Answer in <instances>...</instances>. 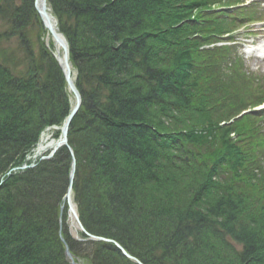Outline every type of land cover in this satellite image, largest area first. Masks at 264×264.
<instances>
[{"label": "trees", "instance_id": "obj_1", "mask_svg": "<svg viewBox=\"0 0 264 264\" xmlns=\"http://www.w3.org/2000/svg\"><path fill=\"white\" fill-rule=\"evenodd\" d=\"M214 2L47 0L81 95L67 134L78 217L143 264H264L261 115L228 123L264 87L207 47L226 30ZM33 23L46 33L33 0H0V264H70L60 234L81 263L137 264L71 232L66 146L7 174L72 105L51 51L33 49Z\"/></svg>", "mask_w": 264, "mask_h": 264}, {"label": "rangeland", "instance_id": "obj_2", "mask_svg": "<svg viewBox=\"0 0 264 264\" xmlns=\"http://www.w3.org/2000/svg\"><path fill=\"white\" fill-rule=\"evenodd\" d=\"M17 3H20L21 0H15ZM238 2V5L229 8L230 14H234V21L232 23L230 20L226 21L227 25H230V29H234L236 27H240L237 30H235L233 37L237 39V42L235 46H230L228 49L230 51V62L238 63L240 62L241 69H245L252 77L254 78V85L258 83V86L260 88L264 87V60L260 61L254 57L248 58L244 52L243 47L245 43H250L251 40H255L257 45L259 46L261 42L263 41V37L260 34V29H264L263 25H254L253 29H247V26L254 20H261L264 21V0H218L213 4L214 7L216 6H224L225 4H235ZM247 3V4H246ZM246 4V5H244ZM238 7H241L242 10L238 11L235 10ZM242 12V13H240ZM251 19L252 21H249ZM249 21V22H248ZM27 33L28 36L31 39L33 49L35 51H38L39 49V43L42 42L47 48H54L53 41L51 37L46 34H41L40 31L37 28L36 23L28 24L27 25ZM257 30V34L250 35L249 31ZM6 46H13V40H11L8 43H5ZM231 45V44H230ZM48 48V49H49ZM237 57V58H236ZM257 77V78H256ZM261 84V85H259ZM250 85L251 82H250ZM264 123V118L262 120ZM45 134L50 136V138H53V129L52 128H46ZM56 138V137H55ZM66 222L71 230V232L78 236V227L77 224L73 218V216L67 212L66 216Z\"/></svg>", "mask_w": 264, "mask_h": 264}, {"label": "water", "instance_id": "obj_3", "mask_svg": "<svg viewBox=\"0 0 264 264\" xmlns=\"http://www.w3.org/2000/svg\"><path fill=\"white\" fill-rule=\"evenodd\" d=\"M33 6H34V9L36 10V12H37L42 24H43V26L47 29V31L51 35L52 39L54 40V42L55 43H59L61 45V47L63 48V53H64L63 58H61V57H59L57 55H54V56L57 59L60 67L62 68V70L64 72V75H65V80H66V82H67V84H68L69 88L71 89V91L73 93V96H74V105H73L69 115L66 117V119H65V121H64V123H63V125L61 127V134H60V139H59L60 142H58L54 146V148L52 149L50 154L53 155L56 152V150L61 145H66L68 147V149L70 150L71 154L73 155V152H72L70 146L67 143V130H68V126H69V123H70L71 119L73 118V116L75 115V113L77 112V110H78V108L80 106L81 98H80V94H79L78 90L75 88V85L73 83V79L71 77V70H70V66H69V63H68L67 43H66L65 40L63 41V39H62L63 37L61 38L59 36L61 34L59 32H57V30L55 29L53 24L50 23V18L49 17H50L51 14L48 13L49 9L47 7L46 0H41V5L37 4V0H33ZM74 170H75V159L73 158L72 168H71V175H70V184H69L68 192L66 194V198L68 200L69 209H70L71 213L75 216L78 225L81 226L80 228L82 230H84V228L82 227V224L80 223V221L78 219V216H77V213H76L74 207L70 203V192H71V185H72V179H73ZM116 246L122 251L123 254H125L128 257H131L118 244H116ZM65 254L72 261L71 263L75 264L74 261L72 260V255L70 254V252L68 251L67 248L65 249ZM137 262L140 264L139 261H137Z\"/></svg>", "mask_w": 264, "mask_h": 264}, {"label": "bare ground", "instance_id": "obj_4", "mask_svg": "<svg viewBox=\"0 0 264 264\" xmlns=\"http://www.w3.org/2000/svg\"><path fill=\"white\" fill-rule=\"evenodd\" d=\"M37 4L38 5H41V0H37ZM48 12V11H47ZM49 13V12H48ZM50 15V14H49ZM50 23L51 24H53V26L55 25V23H54V18L50 15ZM55 27V26H54ZM61 38L63 37L62 35H59ZM63 39V38H62ZM62 41V40H61ZM63 41H64V39H63ZM62 41V42H63ZM54 51H55V54L56 55H58V56H60L61 58L64 56V53H63V48L61 47V45L59 44V43H55L54 44V49H53ZM264 57V56H263ZM261 60H264V58H261ZM73 83H74V85H75V81L73 80ZM75 88H76V85H75ZM67 89H68V92L69 93H71L72 91H71V89L69 88V86H68V84H67ZM81 98V97H80ZM71 101H74V97H73V95H71ZM79 109V108H78ZM69 111H71V107H70V109H69ZM59 129V131L61 132V130H60V128H58ZM45 131H46V129L45 130H43V131H41V133H40V135H39V139H38V141H37V144H36V146L34 147V149L32 150V153H31V155L30 156H28L30 159H36L37 157H39L41 160H44V159H49V158H51L53 155H51L50 154V152L52 151V149L54 148V146L58 143V142H60L59 141V139L60 138H58L59 136H60V134H59V136L57 137V138H55V137H53V138H50V136H48L47 134H45ZM67 143H68V138H67ZM69 144V143H68ZM23 166H21V169L22 170H25V169H27V168H30V167H33V166H31V165H29V164H27L26 162L25 163H23L22 164ZM68 189H69V185H68V187H67V191H66V193L68 192ZM70 196L72 197V185H71V192H70ZM70 197V198H71ZM72 206H74L75 207V204H74V202H73V204H72ZM72 216H73V218L76 220V218H75V216L73 215V214H71ZM78 219H79V217H78ZM79 221H80V219H79ZM81 222V221H80ZM82 224V223H81ZM81 227V226H80ZM82 227H83V225H82ZM86 233H88L87 231H85ZM100 237V236H99ZM98 237V238H99ZM121 248H123L122 246H121ZM124 249V248H123ZM125 250V249H124ZM72 255V254H71ZM66 259L69 261V263L70 264H72L71 262V260L69 259V257H66ZM72 260L74 261V263H79V262H81V259H79V258H74L73 257V255H72Z\"/></svg>", "mask_w": 264, "mask_h": 264}]
</instances>
